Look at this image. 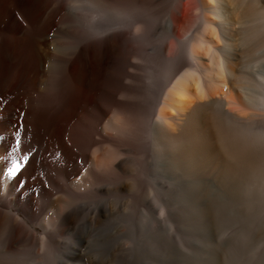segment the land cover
<instances>
[{
	"label": "bare ground",
	"instance_id": "bare-ground-1",
	"mask_svg": "<svg viewBox=\"0 0 264 264\" xmlns=\"http://www.w3.org/2000/svg\"><path fill=\"white\" fill-rule=\"evenodd\" d=\"M165 5L0 0V264L127 263L134 236L176 250L195 211L220 240L264 221V0Z\"/></svg>",
	"mask_w": 264,
	"mask_h": 264
},
{
	"label": "rangeland",
	"instance_id": "rangeland-1",
	"mask_svg": "<svg viewBox=\"0 0 264 264\" xmlns=\"http://www.w3.org/2000/svg\"><path fill=\"white\" fill-rule=\"evenodd\" d=\"M168 1L166 0V5L170 4L169 6H172V4L175 3V0H170L171 2ZM162 79L164 80V77H162ZM150 108L151 105L149 104L147 110H150ZM107 187L108 186L106 185L105 188ZM127 202L128 201L123 200L120 201L119 207H124ZM132 204L133 206L131 208L130 216L134 218L136 225H141L143 210L140 203L136 204L132 202ZM188 219L186 223L183 220L179 223H175L174 231L179 236L178 240L176 239V250L174 246L165 241L162 236L143 237L142 239L138 238V240L134 236L129 243H126V246L127 248L132 249V254L134 253L133 255H142V258L136 257L134 258V261L128 260L129 262L127 263L123 262L119 264H198L195 261L196 255H203L205 262H202V264H228L232 255H254L253 251L255 248H257L262 240L264 241V221L256 223L252 232H250V235L248 236L249 239L247 237V240L241 243L233 236V233L229 234L226 240H220L217 232L213 230V227L205 218L204 220H198L196 211L195 220L191 217ZM189 221L191 222L189 223ZM183 231L187 232L184 233ZM118 255L124 254L118 252ZM224 257L226 259H224Z\"/></svg>",
	"mask_w": 264,
	"mask_h": 264
},
{
	"label": "snow or ice",
	"instance_id": "snow-or-ice-1",
	"mask_svg": "<svg viewBox=\"0 0 264 264\" xmlns=\"http://www.w3.org/2000/svg\"><path fill=\"white\" fill-rule=\"evenodd\" d=\"M22 117H23V113H21V122H19V126L17 127V130L14 134L15 136V146L12 148V153H17L18 151H20L21 148V138H20V131L22 130ZM32 150H28L25 152V154L20 157V159H22L25 164H27V162H29V156L31 154ZM22 170V165L19 162V160L13 156L12 157V165L11 167L7 170V175L9 177H15L18 173H20Z\"/></svg>",
	"mask_w": 264,
	"mask_h": 264
}]
</instances>
